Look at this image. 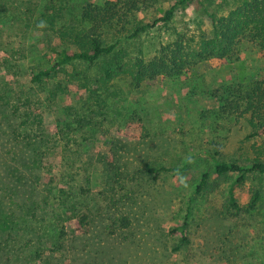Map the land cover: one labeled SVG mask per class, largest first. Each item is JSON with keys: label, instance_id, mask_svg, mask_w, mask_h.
Here are the masks:
<instances>
[{"label": "rangeland", "instance_id": "1", "mask_svg": "<svg viewBox=\"0 0 264 264\" xmlns=\"http://www.w3.org/2000/svg\"><path fill=\"white\" fill-rule=\"evenodd\" d=\"M55 1L56 8L62 9L55 22L58 29L85 4L105 0ZM161 1L167 10L176 0ZM234 1L193 0L178 10L173 25L152 30L134 44H123V48L131 58L139 51L151 57L161 43L171 39L175 27L185 30L198 19L203 30L210 32L204 10L214 12L218 4L228 8ZM48 2L0 0V92L15 100L32 95L39 107L36 113L43 117L49 147V152L48 147H42L47 155L42 164L32 165L34 175L28 177L21 166L31 161L34 146L7 140L10 131L20 128L24 134L25 128L18 127L21 119L14 118L9 109L0 108V183L11 182L9 172L16 168L20 175L25 172L28 188L36 191L37 200L40 190L48 202L39 205L44 209L38 210V219H31L24 216L26 212L19 213L24 205V189L18 184L10 194L19 206V218L9 224L18 230L27 223L43 235L44 260L29 264H80L67 253L75 234L80 233L77 219L68 220L72 212L69 206L75 202L84 214L95 216L92 225L81 229L89 233L83 236L82 243L93 239L90 249H85L87 243L78 245L91 257L89 263L81 264H92L99 253L101 258L103 253L108 255L106 264H264V200L252 215L230 219L223 210L227 186L235 176L218 179L212 175L215 161L243 159L250 155L253 144H264V137L246 139L253 131L246 118L236 119L219 110V99L226 88L239 84L244 77H264L259 51L245 43L240 47L239 61L205 62L178 78H157L139 87L129 77L119 75L105 87L108 90H97L102 87L103 61L91 66L76 63L43 84H33L32 74L52 66V48H68L62 46L48 25H36ZM85 82L88 84L83 88ZM56 86H62L64 95L50 100ZM89 89L97 90L100 98L93 97ZM72 106L76 111L70 110ZM75 113L78 119L90 120L94 129L86 132L73 124L66 132ZM133 117L137 123L130 124ZM146 167L171 170L153 181ZM205 173L211 174L208 194L196 196L195 188ZM214 184L218 185L216 189L212 188ZM256 185L264 187V177L250 176L236 188L241 208L247 207ZM82 189L86 192H80ZM67 199L65 205L63 201ZM6 208L3 211L7 212ZM189 209V244L176 252L180 236L172 232ZM57 215L63 216L68 232L66 253L57 241ZM2 216L8 219L4 213ZM122 216L130 219L131 227L114 234L118 224L114 222ZM107 228L113 232L110 234ZM31 232L27 234L29 238Z\"/></svg>", "mask_w": 264, "mask_h": 264}, {"label": "trees", "instance_id": "2", "mask_svg": "<svg viewBox=\"0 0 264 264\" xmlns=\"http://www.w3.org/2000/svg\"><path fill=\"white\" fill-rule=\"evenodd\" d=\"M48 1L45 12L36 20V25L38 27H47L48 25V29L57 36L62 46H68V48H52L55 57L52 66L32 74L30 81L33 84H43L63 68L76 63L91 66L103 61L101 65L103 77L100 80L102 87L97 90L102 88L108 90L105 87H108V84L119 75L129 77L132 84L139 87L141 83L157 78H178L192 72L193 68L205 62L213 61L218 64L239 61L240 47L245 43L255 47L264 61V0H235L233 5L228 8L227 6L222 7L223 4H218L214 12L205 9L204 14L210 20V32L203 30L201 20L194 19L185 30L175 27L171 39L161 43L151 57H146V54L139 51V55L135 58H131L129 52L123 48V44L132 41L134 44L152 30L173 25L178 10L188 7L193 0H176L175 4L167 10L162 8L161 0H105L101 4L87 3L77 14L72 15L66 25L58 29H55V22L60 18L62 9L56 8L55 0ZM192 25H194L193 28H191ZM87 84L85 82L81 86L86 88ZM55 88L56 90L50 92V100L64 95L62 86ZM97 90H90V93L93 97L97 95L100 98ZM223 94L225 97L219 99L221 103L219 110L236 119L246 118L248 120L253 131L246 139L258 140L264 137V77L251 80L244 77L239 84L226 88ZM35 105L32 95L15 100L12 96L0 92V108L9 109L14 118L21 119L18 127L25 128L24 134L19 131L20 128L13 129L10 134H7V140L34 146L31 161L21 166L29 173L28 177L34 175L32 165L42 164L44 157L49 152L48 140L44 137L43 117L36 113L39 107ZM70 110L76 111L73 106L70 107ZM77 117V113H75L74 120H70L67 124L66 132L71 131L73 124H77L80 126V130L86 132L94 129L90 126L92 125L90 120ZM130 122V124L137 123L136 118L133 117ZM42 147H48L47 152L42 150ZM170 170L171 168L166 167H146V173L153 181H156L162 172ZM9 173L13 180L11 182L3 180L0 183V264H29L37 261L41 263L44 260L43 252H45V243L41 241L43 235L36 228H30L27 223L19 226L18 230L15 229V226H11L19 218L16 214L19 206L15 203L16 198L10 194L17 190L18 184L24 189V205L19 208V213L26 212L24 216L31 219H38V210L44 209L39 205L48 202L42 198L40 190L38 192L40 198L37 200L36 191L28 188L25 172L20 175V170L14 168ZM212 175L218 179L235 176L226 189L227 202L223 210L226 217L237 219L242 214L252 215L264 200V187L256 185L252 188L251 198L246 208H241L235 192L236 188L243 186L250 176L264 177V144H253L250 155L243 159L215 161ZM210 180V173L203 174L195 188L194 195L208 194ZM24 181L26 183H23ZM217 187L218 185H212L213 189ZM80 192L86 191L82 189ZM67 201L68 199L63 201L65 205L68 204ZM69 207L72 212L68 220L77 219L80 227L78 231L81 234H75L74 240L70 244L71 247L68 250L65 249L64 243L68 232L66 226L63 225V216L57 215L54 216V220L58 221L54 226L58 233L57 241L60 246H63L61 249H65L63 250L65 253L67 250V253L72 255L73 262L81 264L88 261L89 263L91 257L88 254L90 253L81 251L79 246H84L87 243L85 249H90L93 239L89 238L87 242L82 243L83 236L89 235V233L82 232L81 229L84 230L83 227L92 225L95 216L91 213L84 214L77 202ZM4 208L7 209V212L3 211ZM3 213L8 219L3 218ZM190 216L191 210L189 209L179 227L172 232L180 236V240L174 248L176 252L182 251L189 244L186 230L189 226ZM114 223H118L115 226L114 234L116 231L123 232L131 227V221L127 216H122ZM3 228L7 230L2 231ZM20 232L22 233L20 234ZM30 232L31 237L29 238L27 234ZM112 232L109 231L110 234ZM100 255L102 253H99L92 264L107 263L108 255L103 253L102 258Z\"/></svg>", "mask_w": 264, "mask_h": 264}]
</instances>
